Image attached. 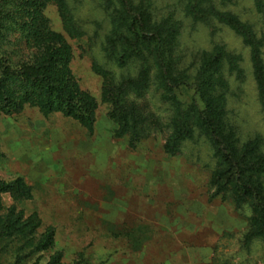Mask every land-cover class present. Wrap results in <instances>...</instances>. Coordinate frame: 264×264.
Listing matches in <instances>:
<instances>
[{
    "label": "rangeland",
    "instance_id": "rangeland-1",
    "mask_svg": "<svg viewBox=\"0 0 264 264\" xmlns=\"http://www.w3.org/2000/svg\"><path fill=\"white\" fill-rule=\"evenodd\" d=\"M139 1L149 4L154 20L177 23L176 54L185 66L215 44L242 56L243 83L228 79V116L240 141L258 136L264 153V112L240 38L222 25L192 22L184 12L186 0ZM214 1L264 31V8L258 11L254 0ZM46 15L53 30L62 32L54 8ZM77 18L86 37L69 40L71 71L97 103L92 130L59 113L43 116L34 107L13 116L0 113V178H20L30 187L32 200L18 208L38 215L39 233L55 230L52 248L22 264H264V239L249 238L254 217L249 202L237 204L211 183L216 161L205 138L194 134L176 156L164 152L171 111L152 88L132 99L158 120L157 129L134 148L128 137L114 136L100 78L82 50L96 35L93 52L101 58L110 25L99 0H82ZM2 201L5 208L13 203L7 195ZM5 257L12 261L14 250Z\"/></svg>",
    "mask_w": 264,
    "mask_h": 264
},
{
    "label": "trees",
    "instance_id": "trees-1",
    "mask_svg": "<svg viewBox=\"0 0 264 264\" xmlns=\"http://www.w3.org/2000/svg\"><path fill=\"white\" fill-rule=\"evenodd\" d=\"M81 3L0 0V113L13 116L34 107L43 116L59 113L92 130L97 103L80 88L71 71L69 40L82 42L86 37L77 18ZM254 3L258 11L264 8L261 0ZM99 5L110 25L100 43L102 56L96 58L93 52L96 35L87 38L82 50L89 55L92 72L100 78V99L109 105L114 136L128 137L134 148L157 129L158 120L132 99L152 88L171 111L164 152L176 156L194 134L204 137L216 161L211 183L219 192L230 193L237 204L249 202L254 212L249 238L264 239L261 139L256 136L241 142L228 116V79L234 76L243 83L242 56L215 44L185 66L176 54L177 23L171 18L154 20L149 4L139 0H99ZM48 7L54 8L62 32L51 27ZM184 12L194 23L222 25L240 38L248 50L257 99L264 112V31L258 32L231 12L218 9L214 0H186ZM132 66L134 74L129 72ZM4 195L13 202L6 208ZM31 200V188L20 178H0V264H22L53 246L54 228L39 233L38 215L17 206ZM12 250L14 258L8 261L5 255Z\"/></svg>",
    "mask_w": 264,
    "mask_h": 264
}]
</instances>
